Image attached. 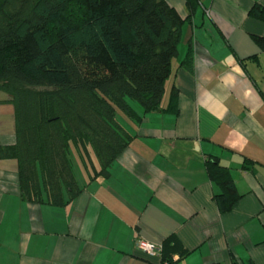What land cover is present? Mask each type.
I'll list each match as a JSON object with an SVG mask.
<instances>
[{
  "label": "crops",
  "instance_id": "0c3cea01",
  "mask_svg": "<svg viewBox=\"0 0 264 264\" xmlns=\"http://www.w3.org/2000/svg\"><path fill=\"white\" fill-rule=\"evenodd\" d=\"M165 1L187 18L162 101L175 86L178 113L121 114L128 146L106 177L89 178L79 160L80 192L63 205L23 199L16 160L0 159V264H160L136 242L173 234L189 251L175 264H264V52L252 39L264 22L248 14L264 0ZM188 47L190 69L179 65ZM5 97L0 146L14 143ZM207 156L240 194L228 212L214 201Z\"/></svg>",
  "mask_w": 264,
  "mask_h": 264
},
{
  "label": "trees",
  "instance_id": "16d2710c",
  "mask_svg": "<svg viewBox=\"0 0 264 264\" xmlns=\"http://www.w3.org/2000/svg\"><path fill=\"white\" fill-rule=\"evenodd\" d=\"M248 14L264 22L259 4ZM186 19L165 0H0V92L13 107L14 135L0 159L16 160L23 199H73L80 188L71 152L89 178L106 177L131 139L118 113L141 120L132 102L143 114L178 113L175 86L162 101ZM252 39L264 52V34ZM191 61L188 47L179 65L190 69ZM205 168L219 188L218 210H232L240 194L230 169L213 156ZM159 246L160 264L189 252L174 234Z\"/></svg>",
  "mask_w": 264,
  "mask_h": 264
},
{
  "label": "built area",
  "instance_id": "2783aa9c",
  "mask_svg": "<svg viewBox=\"0 0 264 264\" xmlns=\"http://www.w3.org/2000/svg\"><path fill=\"white\" fill-rule=\"evenodd\" d=\"M137 248L144 252L145 254L152 256V257H159L160 254V246L159 244H150L144 241L138 240L136 242Z\"/></svg>",
  "mask_w": 264,
  "mask_h": 264
},
{
  "label": "rangeland",
  "instance_id": "374dc122",
  "mask_svg": "<svg viewBox=\"0 0 264 264\" xmlns=\"http://www.w3.org/2000/svg\"><path fill=\"white\" fill-rule=\"evenodd\" d=\"M166 93H167V91H166ZM164 96H166V95H164ZM132 104H133V106L134 107H136V108H139V109H141L140 108V106L136 103V102H132ZM122 113H118V120L120 121V120H122V115H124V114H122ZM119 115H120V117H119ZM132 119V118H131ZM133 121V120H132ZM121 122V121H120ZM71 158H72V161H73V166L75 167V171H78L79 169H78V167H77V163L79 162V159H78V157H77V155H76V153H73V152H71ZM74 155V156H73ZM79 165V164H78ZM80 167V166H79ZM74 170V169H73Z\"/></svg>",
  "mask_w": 264,
  "mask_h": 264
}]
</instances>
